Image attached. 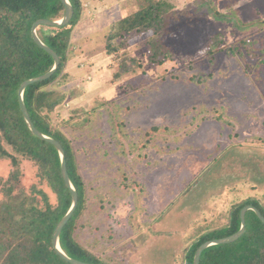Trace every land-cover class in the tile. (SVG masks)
Segmentation results:
<instances>
[{
    "label": "rangeland",
    "instance_id": "rangeland-1",
    "mask_svg": "<svg viewBox=\"0 0 264 264\" xmlns=\"http://www.w3.org/2000/svg\"><path fill=\"white\" fill-rule=\"evenodd\" d=\"M81 1L67 65L51 86L64 94L52 126L71 142L87 188L78 239L111 264H187L196 234L264 195V0H166L179 17L163 36L174 59L152 65L148 35H133L141 67L119 80L106 36L139 0ZM214 9L234 17L218 20ZM153 126L161 129L147 134ZM3 145L0 202L11 192L43 207V190L56 204L40 167Z\"/></svg>",
    "mask_w": 264,
    "mask_h": 264
},
{
    "label": "trees",
    "instance_id": "trees-1",
    "mask_svg": "<svg viewBox=\"0 0 264 264\" xmlns=\"http://www.w3.org/2000/svg\"><path fill=\"white\" fill-rule=\"evenodd\" d=\"M70 2L75 13L69 24L38 27L42 40L60 55L61 64L49 79L29 85L24 92V101L37 128L63 144L69 174L79 193L78 207L60 237L61 248L73 258L92 264H111L78 239L76 230L86 210L87 188L79 173L71 142L62 130L54 128L51 123V113L64 100L62 91L51 86L61 79L69 59L73 30L83 13L81 0ZM65 12L61 0H0V154L8 155L3 145L5 141L16 152L36 163L57 196V203L52 204L43 190L34 189L44 196L43 207L32 203L27 195L15 198L11 192L7 199L0 202V264H72L58 253L53 242L55 228L71 208L73 200L62 176L60 153L52 143L29 129L19 100V88L25 80L48 72L55 65L53 56L34 39L33 24L42 18L60 20ZM209 12L221 21L230 22L234 17L217 9ZM178 19L172 2L139 0L135 12L113 21L108 28L105 47L108 55L119 57L114 79L119 80L141 67L139 59L129 51L130 37L133 35L139 38L148 35L143 39L149 45V62L152 65L173 60L175 54L165 44L163 36L171 22ZM222 43L219 34L212 36L207 44L208 55L214 59L222 51ZM231 46L227 49H231ZM116 128L121 129L119 122ZM159 129L153 126L147 134ZM16 185L19 186V183ZM246 205L256 206L264 214V195H251L236 202L225 224L196 234L187 251V264H194L195 253L205 241L238 232L242 226L241 211ZM246 221L247 230L241 238L208 247L202 254L201 264H264V222L251 209L246 213Z\"/></svg>",
    "mask_w": 264,
    "mask_h": 264
},
{
    "label": "water",
    "instance_id": "water-1",
    "mask_svg": "<svg viewBox=\"0 0 264 264\" xmlns=\"http://www.w3.org/2000/svg\"><path fill=\"white\" fill-rule=\"evenodd\" d=\"M61 1L64 3L65 8H66L65 15L62 19H60V20H50V19H46V18L38 19L33 24V27H32L34 39L42 48L47 50L53 56V58L55 60V65L50 71H48L42 75L32 77V78L25 80L19 88V100H20V107H21V110L23 112V116L25 118V121H26L29 129L38 137L52 143L57 148V150L59 151L60 157H61L62 176H63L67 186L69 187V189L72 193L73 200H72L71 208L69 209L67 214L59 221V223L57 224V226L55 228L54 237H53L54 246L57 249L58 253L64 259H66L67 261H69L72 264H92L90 262H86V261L68 256L60 246V237H61L62 231H63L64 227L68 224V222L70 221V219L72 218L73 214L75 213V211L78 207L79 193H78L76 187L74 186L72 179H71V176L69 174L67 158H66V151H65L63 144L58 139L53 138L52 136L46 135L45 133H43L41 130H39L37 128V126L35 125L32 117H31L30 111H29V109H28V107L24 101V92H25L26 88L31 84L49 79L57 71V69L59 68V66L61 64V57L58 54V52L54 48H52L51 46L47 45L42 40L40 35L38 34V27L40 25L65 26L71 22V20L74 16V13H75L74 7H73L72 3L70 2V0H61ZM250 209L254 210L258 214L260 219L264 222V214L262 213V211L260 209H258L256 206H253V205H246L241 211V219H242L241 229L232 235L222 237V238H216L213 240H207L204 243H202L195 253L194 264H201L202 254H203L204 250H206L208 247L215 245V244L231 243V242H234V241L238 240L239 238H241L242 235L247 230L246 213Z\"/></svg>",
    "mask_w": 264,
    "mask_h": 264
},
{
    "label": "crops",
    "instance_id": "crops-1",
    "mask_svg": "<svg viewBox=\"0 0 264 264\" xmlns=\"http://www.w3.org/2000/svg\"><path fill=\"white\" fill-rule=\"evenodd\" d=\"M82 18H83V16L81 17V21H82Z\"/></svg>",
    "mask_w": 264,
    "mask_h": 264
}]
</instances>
